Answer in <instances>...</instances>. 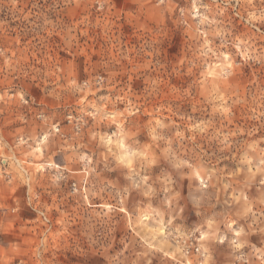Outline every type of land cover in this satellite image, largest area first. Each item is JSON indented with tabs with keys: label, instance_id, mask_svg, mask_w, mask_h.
Segmentation results:
<instances>
[{
	"label": "rangeland",
	"instance_id": "obj_1",
	"mask_svg": "<svg viewBox=\"0 0 264 264\" xmlns=\"http://www.w3.org/2000/svg\"><path fill=\"white\" fill-rule=\"evenodd\" d=\"M0 264H264V0H0Z\"/></svg>",
	"mask_w": 264,
	"mask_h": 264
}]
</instances>
